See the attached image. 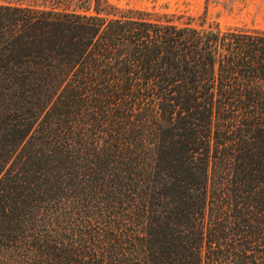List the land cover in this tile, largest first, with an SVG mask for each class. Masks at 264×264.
Here are the masks:
<instances>
[{"label":"trees","instance_id":"obj_1","mask_svg":"<svg viewBox=\"0 0 264 264\" xmlns=\"http://www.w3.org/2000/svg\"><path fill=\"white\" fill-rule=\"evenodd\" d=\"M0 264H264V29L0 2Z\"/></svg>","mask_w":264,"mask_h":264},{"label":"rangeland","instance_id":"obj_2","mask_svg":"<svg viewBox=\"0 0 264 264\" xmlns=\"http://www.w3.org/2000/svg\"><path fill=\"white\" fill-rule=\"evenodd\" d=\"M53 0H0L12 3L49 4ZM119 6L184 13L193 22H217L221 27L243 26L264 29V0H108ZM185 17H182L184 19Z\"/></svg>","mask_w":264,"mask_h":264}]
</instances>
